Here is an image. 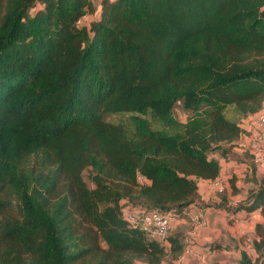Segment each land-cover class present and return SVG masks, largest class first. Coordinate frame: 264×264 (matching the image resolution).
I'll return each instance as SVG.
<instances>
[{"label": "trees", "instance_id": "trees-1", "mask_svg": "<svg viewBox=\"0 0 264 264\" xmlns=\"http://www.w3.org/2000/svg\"><path fill=\"white\" fill-rule=\"evenodd\" d=\"M263 103L264 0H0V264L178 258L122 200L183 213ZM256 168L230 210L264 215Z\"/></svg>", "mask_w": 264, "mask_h": 264}, {"label": "crops", "instance_id": "crops-1", "mask_svg": "<svg viewBox=\"0 0 264 264\" xmlns=\"http://www.w3.org/2000/svg\"><path fill=\"white\" fill-rule=\"evenodd\" d=\"M92 16L88 13L84 18L89 20ZM220 162V178L225 185V191L219 192L214 182L200 181L197 202L171 221V232H179L185 236L192 227L191 216L199 212L203 214L205 224L198 227L192 251L180 263L179 258L185 248L178 258L172 259L170 242L162 241L167 253L160 264H240L242 251L248 254L252 264H264V248L258 251L252 242L255 238H261L257 225L264 226V215L260 210H230L254 186L252 182H245L242 178L247 166L252 163L251 159L233 146L230 156L221 158ZM256 167V175L260 177L264 166ZM135 264L147 263L137 261Z\"/></svg>", "mask_w": 264, "mask_h": 264}, {"label": "built area", "instance_id": "built-area-1", "mask_svg": "<svg viewBox=\"0 0 264 264\" xmlns=\"http://www.w3.org/2000/svg\"><path fill=\"white\" fill-rule=\"evenodd\" d=\"M90 1L97 2L99 0ZM243 127L244 134L233 143V146L249 155L251 162L255 165L264 166V103L259 111L247 117ZM138 179L140 182L145 180L142 175H139ZM214 184L219 192L225 190V185L220 177L214 181ZM121 208L123 217L129 224L140 226L150 237L162 240H166L171 229V221L178 215L157 209L145 210L132 207L125 200H122ZM191 221L192 227L184 236L185 250L179 258L180 263L185 259V255L192 251L193 239L197 235L198 227L205 224L201 212L192 215Z\"/></svg>", "mask_w": 264, "mask_h": 264}, {"label": "rangeland", "instance_id": "rangeland-1", "mask_svg": "<svg viewBox=\"0 0 264 264\" xmlns=\"http://www.w3.org/2000/svg\"><path fill=\"white\" fill-rule=\"evenodd\" d=\"M175 113L180 119H182V120L186 119V113L181 109V107L179 105H177L175 107ZM84 175H85V179L89 182V180H90V170L89 169L86 170Z\"/></svg>", "mask_w": 264, "mask_h": 264}]
</instances>
